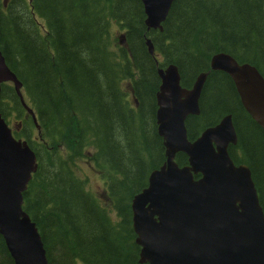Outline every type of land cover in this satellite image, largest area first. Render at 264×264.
<instances>
[{
  "label": "trees",
  "instance_id": "obj_1",
  "mask_svg": "<svg viewBox=\"0 0 264 264\" xmlns=\"http://www.w3.org/2000/svg\"><path fill=\"white\" fill-rule=\"evenodd\" d=\"M145 17L140 0H0V49L39 116L41 140L11 84L2 85L0 113L22 121L15 135L28 139L40 162L24 208L41 232L48 264H58V248L68 264H142L131 202L165 161L156 124L161 80L146 36L160 67L178 65L184 87L210 71L201 113L186 121L188 136L194 140L232 114L238 144L230 155L250 166L264 208V130L230 76L210 68L213 55L226 52L264 75V0H175L163 32L148 31ZM116 24L126 31L122 47ZM176 160L188 164L184 153ZM80 162L101 175L105 197L79 176ZM0 264H14L1 235Z\"/></svg>",
  "mask_w": 264,
  "mask_h": 264
},
{
  "label": "water",
  "instance_id": "obj_2",
  "mask_svg": "<svg viewBox=\"0 0 264 264\" xmlns=\"http://www.w3.org/2000/svg\"><path fill=\"white\" fill-rule=\"evenodd\" d=\"M140 1L147 29L163 31L175 0ZM145 42L155 57L152 39L147 37ZM124 43L125 36L120 35V44ZM211 69L232 77L244 108L264 129V78L257 68L241 65L229 54H218L212 58ZM157 72L161 84L156 94V123L166 160L151 171L148 185L132 199L140 263L264 264V208L251 169L235 165L229 154V146L237 144L232 114L194 141L188 136L186 121L201 112L209 72L201 73L191 89L182 86L177 65ZM7 82L13 83L37 124L25 102L22 82L0 50V92ZM179 153L188 156V164L179 165ZM37 169V156L28 141L15 138L0 113V235L14 264H48L39 229L23 207L24 193Z\"/></svg>",
  "mask_w": 264,
  "mask_h": 264
},
{
  "label": "rangeland",
  "instance_id": "obj_3",
  "mask_svg": "<svg viewBox=\"0 0 264 264\" xmlns=\"http://www.w3.org/2000/svg\"><path fill=\"white\" fill-rule=\"evenodd\" d=\"M123 29L120 27V25L116 24L113 26V36L114 38H117L120 33H123ZM118 43V42H117ZM114 48H118V45L115 44ZM264 69V67H262ZM16 123H11V127H15ZM79 176L82 179L87 180L88 188L96 193V196H100V194H103V197L106 196V193L103 191V180L101 178V175L97 172V170L93 169L87 162H80L78 167ZM117 219V218H115ZM60 250L55 249L54 251V257L57 260L58 264H68V262L60 256ZM64 261V263H63ZM79 264H83L79 262Z\"/></svg>",
  "mask_w": 264,
  "mask_h": 264
},
{
  "label": "flooded vegetation",
  "instance_id": "obj_4",
  "mask_svg": "<svg viewBox=\"0 0 264 264\" xmlns=\"http://www.w3.org/2000/svg\"><path fill=\"white\" fill-rule=\"evenodd\" d=\"M18 127H20V124L18 125ZM37 138L41 140V136H40V134L38 135V133H37ZM235 154L238 155V156H240V155H241V152L237 149V150H235ZM234 161H235L237 164H241L240 162H237L235 159H234ZM101 196H102V195H100L99 197H101Z\"/></svg>",
  "mask_w": 264,
  "mask_h": 264
}]
</instances>
